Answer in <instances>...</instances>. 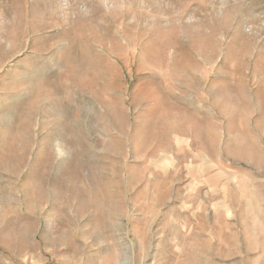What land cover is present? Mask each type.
Wrapping results in <instances>:
<instances>
[{
  "label": "rangeland",
  "instance_id": "obj_1",
  "mask_svg": "<svg viewBox=\"0 0 264 264\" xmlns=\"http://www.w3.org/2000/svg\"><path fill=\"white\" fill-rule=\"evenodd\" d=\"M0 264H264V0H0Z\"/></svg>",
  "mask_w": 264,
  "mask_h": 264
}]
</instances>
